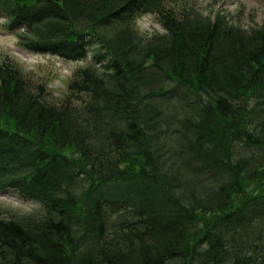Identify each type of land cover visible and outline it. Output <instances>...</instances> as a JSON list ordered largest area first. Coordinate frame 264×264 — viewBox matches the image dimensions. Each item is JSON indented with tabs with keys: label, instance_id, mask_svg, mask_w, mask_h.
Listing matches in <instances>:
<instances>
[{
	"label": "trees",
	"instance_id": "obj_1",
	"mask_svg": "<svg viewBox=\"0 0 264 264\" xmlns=\"http://www.w3.org/2000/svg\"><path fill=\"white\" fill-rule=\"evenodd\" d=\"M178 5L0 0L21 49L84 64L55 102L0 58V195L40 206L0 214V264H264V27Z\"/></svg>",
	"mask_w": 264,
	"mask_h": 264
},
{
	"label": "rangeland",
	"instance_id": "obj_2",
	"mask_svg": "<svg viewBox=\"0 0 264 264\" xmlns=\"http://www.w3.org/2000/svg\"><path fill=\"white\" fill-rule=\"evenodd\" d=\"M179 10L183 5L191 6L205 16L223 12L235 26L251 34L264 27V0H177ZM140 35L152 38L164 30L154 16L146 15L136 21ZM13 59L27 74L40 80L42 77L51 98L61 102L68 95V84L79 63L64 62L49 55H38L21 49L15 35L4 32L0 23V58L4 55ZM40 211V206L21 201L16 194L0 195V214L25 216Z\"/></svg>",
	"mask_w": 264,
	"mask_h": 264
}]
</instances>
